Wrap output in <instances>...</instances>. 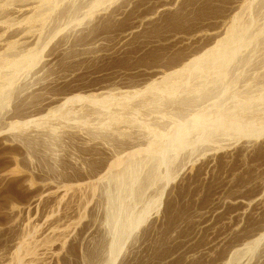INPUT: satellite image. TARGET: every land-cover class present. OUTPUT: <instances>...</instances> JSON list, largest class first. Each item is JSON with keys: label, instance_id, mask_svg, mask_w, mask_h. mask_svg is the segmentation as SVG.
<instances>
[{"label": "rangeland", "instance_id": "374dc122", "mask_svg": "<svg viewBox=\"0 0 264 264\" xmlns=\"http://www.w3.org/2000/svg\"><path fill=\"white\" fill-rule=\"evenodd\" d=\"M12 1L0 0V53L9 55L0 56H40L0 69V264H264V134L235 137V128L192 122L237 109L238 98H251L244 117L262 119L264 0ZM43 11L32 27L23 21ZM234 18L247 27L245 42L223 75L202 69L178 81L171 102L160 93L148 106L119 104L210 49ZM108 98L107 112L99 102ZM109 113L126 121L112 130ZM177 135L186 139L179 147ZM155 137L163 156L143 152L121 163L118 180L103 176Z\"/></svg>", "mask_w": 264, "mask_h": 264}, {"label": "bare ground", "instance_id": "6f19581e", "mask_svg": "<svg viewBox=\"0 0 264 264\" xmlns=\"http://www.w3.org/2000/svg\"><path fill=\"white\" fill-rule=\"evenodd\" d=\"M11 1V0H10ZM18 1V0H17ZM20 1V0H19ZM27 2L28 1H31V3H32V0H26ZM25 1V2H26ZM37 1V3H39V4H47V3H49V5H50V2H53L52 0H36ZM54 1H56V0H54ZM101 1V0H100ZM104 1H106V0H104ZM110 1V0H109ZM254 1V0H253ZM12 2H14V0L12 1ZM22 2V1H21ZM57 2V1H56ZM95 4H102V3H100L99 1H96L95 0ZM8 3V2H7ZM30 3V2H29ZM33 3H34V1H33ZM36 3V2H35ZM54 3V2H53ZM52 3V4H53ZM94 3V2H93ZM52 4L50 5L51 7H52ZM38 5V4H37ZM41 5H39V6H41ZM42 5V6H43ZM48 5V6H49ZM55 5V4H54ZM6 6V5H5ZM93 6V5H92ZM246 6L247 7H249L248 6V4H246ZM37 7V6H36ZM91 7V6H90ZM246 7V8H247ZM38 8V7H37ZM47 8V7H46ZM45 7L43 8L44 10L46 9ZM55 8V7H54ZM93 8V7H92ZM91 8V9H92ZM96 8V7H95ZM94 8V9H95ZM4 9V8H3ZM3 9H2V11H3ZM35 9V8H34ZM40 9L42 10V7H40ZM1 10V9H0ZM40 10V11H41ZM47 10H48V8H47ZM47 10H45V11H47ZM51 10V9H50ZM50 10H48V11H50ZM52 10H53V8H52ZM51 10V11H52ZM89 10V9H88ZM170 9L169 8H163V11H169ZM45 11H43L42 13H41V15H38V13H37V16H36V13H35V16H34V13H32V15L30 16V15H28L26 18H24L23 19V21L26 23V24H28V25H30L31 27H32V24L35 22V21H38V20H40L41 18H43L44 16H42L43 15V13L45 12ZM47 11V12H48ZM91 11V10H90ZM1 12V11H0ZM92 13V12H91ZM91 13L89 14V11H88V13H87V15L89 14V15H91ZM47 15H49V14H47ZM50 16V15H49ZM48 16V17H49ZM46 17V16H45ZM47 17V18H48ZM174 18H176V16H174ZM44 20H47V19H44ZM240 20H242V19H240ZM244 21V20H243ZM38 22H41V21H38ZM44 22V21H43ZM245 23V22H244ZM38 24V23H37ZM43 24V23H42ZM44 25V24H43ZM250 25V24H249ZM27 27H29V26H27ZM244 26H243V24L241 23V21H239L238 20V18H234V21H233V24L231 25V27H230V29L228 30L229 32L228 33H225V36L224 37H222V38H220L218 41H215L214 42V46H212L210 49H208L207 51H205L203 54H201L200 56H198V57H196V58H192L191 60H189L186 64H184L183 66H181V68H178V69H176V70H173V71H171V72H169L167 75H165L164 77H162L161 79H159L160 81L159 82H152V83H150V84H148L145 88H144V90L143 91H140V90H138V91H134V92H132V93H130V94H127V95H125V96H120L121 97V99H118L120 102H119V104L125 109V108H127L128 107V105H129V101H130V103H132L131 101V99H133V98H138L139 100L137 101V100H135V99H133V101L135 102V101H137V102H139V103H137L138 105L137 106H139L140 105V103H144L143 105H147V103L149 104L151 101L150 100H152L153 98L151 97V96H156V97H158L157 96V94H160V93H162V97L164 98L163 100H164V102H171V89L169 90V88H172L173 90V92H174V90L176 89H174L173 87L175 86V85H177L178 84V81L181 83L183 80L184 81H186V79H188L189 77L190 78H192L195 74H199V72L198 71H202V69H204V71H206V72H210L211 73V75H212V73H217L218 75L219 74H222V72H221V70H222V68L224 67V65H226V63H228L229 64V59L232 57V56H234L235 57V54L234 53H237L236 52V49H237V47H238V45H239V47L242 45V43H244L245 42V40H244V37H243V35H242V33L243 32H245L244 30H247L246 28V26L243 28ZM250 29V28H249ZM256 29V28H255ZM28 30H29V28H28ZM31 30V29H30ZM257 31V30H256ZM28 32V31H27ZM31 32V31H30ZM29 33V32H28ZM133 32H129L128 33V35H131ZM246 33V32H245ZM250 33V32H249ZM263 34V33H262ZM246 38V37H245ZM233 41L235 42H237V44L234 46L233 45ZM241 42V43H240ZM247 42V41H246ZM16 44H17V42H16ZM15 44V41L14 42H10L9 44H8V46H7V49L9 50V51H11L10 49L11 48H13V46L14 45H16ZM244 45H246V43L244 44ZM244 45H243V47H244ZM238 47V49H240ZM6 49V50H7ZM237 49V50H238ZM13 50H14V48H13ZM15 51V50H14ZM34 51V50H33ZM12 52V51H11ZM11 52H10V54H11ZM30 53H31V51H30ZM33 53V52H32ZM32 53L29 55V54H25V56L24 57H21L20 58V60H13L14 59V57H13V61H9L8 59H9V57L8 58H5V59H3L4 58V56L5 57H7V56H9V55H3V54H1V55H3V58H2V56H0V69H1V67L2 66H4V67H10V68H17V67H23L24 65L26 66L27 64H29V63H32L36 58L35 57H37V53H39V52H37L36 54H34V55H32ZM6 54V53H5ZM38 56H40V55H38ZM19 58V57H18ZM6 59L8 60V61H6ZM38 59V58H37ZM232 59V58H231ZM39 60V59H38ZM34 63V62H33ZM34 65V64H33ZM32 65V66H33ZM25 66H24V68H25ZM20 67V68H21ZM28 68H29V66H27ZM3 68V67H2ZM19 68V69H20ZM23 68V69H24ZM2 70V69H1ZM9 70H11V69H9ZM8 70V71H9ZM18 70V69H17ZM14 71H16V70H14ZM201 73V72H200ZM8 74V73H7ZM6 74V75H7ZM10 74V73H9ZM12 74V73H11ZM10 74V75H11ZM203 74V73H202ZM4 75V74H3ZM2 74H1V76H3ZM208 75V74H207ZM217 75V76H218ZM223 75V74H222ZM11 77V76H10ZM8 79H9V77H7ZM1 79V78H0ZM11 79H12V77L10 78V81H11ZM3 80H5L4 78H3ZM13 80V79H12ZM6 81V80H5ZM9 81V80H8ZM12 82V81H11ZM14 82V81H13ZM13 82H12V84H13ZM2 83H4V82H2ZM7 83V82H6ZM10 82H8V84H9ZM15 83V82H14ZM177 83V84H176ZM186 83V82H185ZM184 83V84H185ZM5 84V83H4ZM11 84V83H10ZM11 84V85H12ZM1 85H3V84H1ZM0 85V86H1ZM7 84H5V86H6ZM187 85V84H186ZM192 85V84H191ZM178 86V85H177ZM177 86H175V87H177ZM193 86V85H192ZM3 87V86H2ZM7 87H8V85H7ZM6 87V88H7ZM179 87V86H178ZM5 88V87H4ZM4 88H2L3 89V91H4ZM6 88H5V93L7 92L6 91ZM9 88H11V87H9ZM189 88V87H188ZM196 88V87H195ZM199 89V88H198ZM198 89L196 88V91H198ZM186 90V89H185ZM1 91V90H0ZM176 91V90H175ZM177 91H178V88H177ZM180 91V90H179ZM182 91V90H181ZM2 92V91H1ZM4 93V92H3ZM3 93H0V94H2V95H0L2 98L4 97V95H3ZM178 93V92H177ZM264 94V93H263ZM7 95V94H6ZM161 95V94H160ZM181 95V94H180ZM202 95V94H201ZM170 96V97H169ZM240 96V95H239ZM7 97V96H6ZM109 98H111L110 96H108ZM152 99H151V98ZM156 97H154V99L156 98ZM178 97V96H177ZM1 98V99H2ZM105 98V97H104ZM109 98L107 99V101H109ZM94 99V98H93ZM92 99V100H93ZM261 99H264V95H263V97L261 98ZM3 100H4V98H3ZM2 100V101H3ZM6 100V99H5ZM82 101H83V99H81ZM90 100H91V97H86V98H84V101H86V102H90ZM110 100H112V98L110 99ZM156 100V99H155ZM1 101V102H2ZM75 101H79V99L78 98H70V99H68L67 101H66V103H72V102H75ZM94 101V100H93ZM101 101V100H100ZM107 101H105V100H102L101 102H99L100 104H102V105H104V106H106V107H108V106H111L112 104H110V101L109 102H107ZM117 101V100H116ZM154 101V100H153ZM251 101V98L250 99H242V98H238V100H237V102H234V103H237L236 105H237V109H239L238 111H239V113H238V111H237V109L236 108H234V107H232L231 108V110L233 109V110H235L236 111V113L235 112H230L231 110H229V112H227V114H225L224 112H223V110H219V112L217 111L216 112V114L215 115H217V116H212V117H209V116H211V115H208V114H206V113H202V114H200V115H195V117L193 118V124H195L196 126H199V125H201V126H204V125H207V126H214V125H216L217 127H220V129L221 128H224L223 126H225V128L226 127H228L227 129H229V128H233V130H234V128H235V131H234V136L235 137H242V136H244V137H248V136H257V135H263L264 134V115L262 116V119H258V117H256V116H253L254 118H252L251 117V119H247L246 117H244L245 115L244 114H242V113H240V110L241 111H243L244 112V108H245V106H246V108L247 107H249L248 105H246V104H248L249 102ZM0 102V103H1ZM96 102V101H95ZM118 102V101H117ZM183 102H184V100H183ZM6 103V102H5ZM91 103H92V101H91ZM97 103V102H96ZM96 103H94L93 102V104H96ZM98 103V104H99ZM114 103H115V101H114ZM233 103V104H234ZM100 104H99V106H100ZM110 104V105H109ZM116 104H118V103H116ZM115 104V105H116ZM118 104V105H119ZM151 104V103H150ZM162 104V103H161ZM3 105H4V102H3ZM97 105V104H96ZM96 105H94V106H96ZM131 105V104H130ZM145 105V106H146ZM0 106H1V104H0ZM103 106V107H104ZM112 106H114V105H112ZM148 106V105H147ZM151 106V105H150ZM174 106V105H173ZM97 107H98V105H97ZM102 107V108H103ZM186 107V106H185ZM61 108H62V106H61ZM63 108H68V107H63ZM62 108V109H63ZM94 108V107H93ZM130 108V107H129ZM150 108V107H149ZM69 109V108H68ZM101 109V108H100ZM110 108L108 107V109H106L107 110V112H108V110H109ZM56 110H60L61 111V109L59 108H56ZM67 110V109H66ZM106 110H104V111H106ZM118 110V109H117ZM182 110H184V109H182ZM65 111V110H64ZM69 111V110H68ZM223 113H222V112ZM263 111V110H262ZM56 112L57 111H53V115H56ZM59 112V111H58ZM122 112H123V110H122ZM125 112V111H124ZM253 112V111H252ZM252 112H251V114H252ZM67 113L69 114L70 112H63V110H62V112L60 113L59 112V116L61 117L62 116V119H63V117L65 118V115L66 116H70V115H67ZM111 113V112H110ZM109 113V114H110ZM245 113V112H244ZM58 114V113H57ZM108 114V115H109ZM114 114V113H113ZM112 114V115H113ZM255 114V113H254ZM107 115V114H106ZM111 114L109 115V117H105L107 120H108V122L107 121H105V125H108V126H110V128L112 127V125L114 126L115 125V123L117 122V121H120V122H125L126 121V119L125 118H122L121 116L118 118V117H116V118H114V116H112ZM244 115V116H243ZM250 115V114H249ZM253 115V114H252ZM58 115H56V117H57ZM119 116V115H118ZM197 116V117H196ZM251 116V115H250ZM256 117V118H255ZM59 118V117H58ZM69 118V117H68ZM123 119V121H122V119ZM248 118H249V116H248ZM261 118V117H260ZM125 119V120H124ZM213 119H214V121H213ZM247 119V120H246ZM65 120H66V118H65ZM105 120V119H104ZM130 121V120H129ZM213 121V122H212ZM119 122V123H120ZM27 123L28 122H25V123H22V122H20V123H12L13 125H14V128L15 129H17V127H23L24 125H27ZM84 123V122H83ZM209 124V125H208ZM80 125H82L81 123H80ZM104 124H103V126H105ZM77 126V125H76ZM79 126V125H78ZM83 126V125H82ZM81 126V127H82ZM13 127V126H12ZM116 127V126H115ZM18 128V129H19ZM24 128V127H23ZM104 129H105V127H103ZM109 128V127H108ZM198 128V127H197ZM200 128V127H199ZM206 128V127H205ZM213 128V127H212ZM102 129V128H101ZM112 129V128H111ZM111 129H108V131L109 130H111ZM182 130H184V128L182 127L181 128ZM190 129V128H189ZM219 129V128H218ZM113 130V129H112ZM186 130V129H185ZM224 130V129H223ZM19 131H21V130H19ZM101 131H103V130H101ZM105 131H106V129H105ZM180 132H183L184 133V131H180ZM179 132V133H180ZM190 132V131H189ZM105 133V132H104ZM107 133V132H106ZM105 133V135H107ZM178 133V134H179ZM182 133V134H183ZM186 133V132H185ZM155 134V133H154ZM100 135V134H99ZM105 135H104V137H105ZM108 135H110L109 133H108ZM122 135V134H121ZM120 135V136H121ZM127 134H125L124 135V137L126 136ZM180 135V134H179ZM18 136V135H17ZM129 136V135H128ZM156 136V135H155ZM206 136V135H205ZM232 136H233V134H232ZM123 136H122V140H124V139H126V138H124ZM157 137V136H156ZM156 137L154 138V139H156ZM161 137V136H160ZM166 137V136H165ZM176 137H177V139H178V135L177 136H175L174 138L176 139ZM105 138H111L110 136H108V137H105ZM158 139H159V136L157 137ZM173 138V136H172V139H174ZM181 138V140H178V142H177V139L176 140H174L173 141V144L175 145V144H177L178 146H175V147H179V145H182V144H184V143H182L181 141H183V142H186V139H183V137L181 136V137H179V139ZM203 138V137H202ZM205 138V137H204ZM203 138V139H204ZM209 138V136H207V139ZM121 139V138H120ZM158 139H156V140H154L153 142H151L150 141V144L148 145V149H146V151L144 150H139L138 148V151H134V152H132V153H129L128 155H126V157H123V158H121V159H117V160H114L113 162H111L110 163V165H109V167H108V172L106 173L105 172V175H103V176H106V174L108 175V174H111L113 177H114V175L115 176H117L116 178H115V180H118L119 179V174L120 175H123V174H125L122 170H124L123 168H119V166L121 165V163H123L124 164V160H127L128 159V162H130L131 164L130 165H133V163H135V162H139V160L141 161V158L142 157H144V156H142L141 154L143 153V152H147L146 154H152V155H154L155 153L158 155L157 157L159 158V154L161 155L162 153H163V151H164V148H163V144H162V142H160ZM169 139V145H170V137L168 138ZM167 139V140H168ZM194 139V138H193ZM212 139V138H211ZM114 140H117V139H115L114 138ZM122 140H119L118 139V142H121L122 143ZM158 140V141H157ZM26 142L28 141V144H29V140H25ZM24 141V142H25ZM126 141V140H125ZM176 141V142H175ZM179 141H180V143L181 144H179ZM199 141V140H198ZM200 141H202V140H200ZM213 141V140H212ZM212 141H208V143H210V142H212ZM25 142V143H26ZM31 142V141H30ZM117 142V143H118ZM175 142V143H174ZM203 142V141H202ZM205 142V141H204ZM217 142V141H216ZM134 143V142H133ZM165 143V142H164ZM190 143V142H189ZM192 143V142H191ZM201 143V142H200ZM27 144V143H26ZM27 144V145H28ZM31 144H33V143H31ZM31 144H29V145H31ZM123 144H124V142H123ZM187 144V143H186ZM194 144V143H193ZM196 144V143H195ZM168 145V144H167ZM187 145H189V144H187ZM191 145V144H190ZM33 146V145H32ZM184 146V145H183ZM28 147H30V146H28ZM165 148H166V146H164ZM179 149V148H178ZM181 149V148H180ZM128 153V152H127ZM154 153V154H153ZM165 153V152H164ZM145 154V153H144ZM100 155V154H99ZM152 155L150 156V157H152ZM162 156H163V154H162ZM165 156V155H164ZM163 158V157H162ZM165 159H166V157H164ZM129 159H131V161H129ZM150 159V158H149ZM142 160H143V158H142ZM146 160V159H145ZM151 160V159H150ZM155 160V159H154ZM153 160V161H154ZM159 160V159H158ZM126 165V164H125ZM129 165V164H128ZM127 165V166H128ZM130 168H131V166H129ZM128 167V168H129ZM133 167V166H132ZM126 168V167H125ZM138 168V167H137ZM132 169V168H131ZM131 169H130V171H131ZM136 170V169H135ZM124 171H126V169L124 170ZM130 171H128V172H130ZM167 171V170H166ZM123 172V173H122ZM127 172V171H126ZM138 172V171H137ZM137 172H135V173H137ZM128 174V173H127ZM110 175V176H111ZM126 175V174H125ZM124 176V175H123ZM103 178H105V177H103ZM107 178H109V177H107ZM111 178V177H110ZM118 178V179H117ZM128 178V177H127ZM126 178V179H127ZM164 178V177H163ZM121 179H122V177H121ZM124 179H125V177H124ZM123 179V180H124ZM132 179V178H131ZM108 180V179H107ZM124 181H126V180H124ZM123 181V182H124ZM132 181H133V179H132ZM136 181V180H135ZM121 182V181H120ZM119 182V183H120ZM127 182V181H126ZM144 182V181H143ZM123 184V183H122ZM76 187V186H75ZM124 199V198H123ZM125 202V201H124ZM125 204V203H124ZM173 204V203H172ZM171 206V205H170ZM170 206H166L167 207V209H166V214H167V216H169L170 215V221L171 220H174V218H175V211H172V210H174L173 208L171 209V207ZM174 212V213H173ZM137 216V215H136ZM116 219H117V217H116ZM128 220V219H127ZM130 220H132V218L130 219ZM129 220V221H130ZM139 220V218H136V220L135 221H132V222H129V226H131V227H133L135 224V222L136 221H138ZM137 224H138V222H137ZM126 225H127V223H126ZM128 226V227H129ZM126 227V226H125ZM124 228V227H123ZM134 228H135V226H134ZM131 229V228H130ZM257 242V240H254V241H251L250 243H252L251 244V246H253L254 247V244ZM250 243H249V245H250ZM256 245V244H255ZM251 246H249V247H251ZM247 247H248V245H247ZM111 248V247H110ZM252 248V247H251ZM248 250V249H247ZM27 253H30L31 251H32V249H30V248H27L26 250H25ZM19 253V252H18ZM34 254V253H33ZM36 254V253H35ZM24 256V255H23ZM17 258V261H20L21 259H20V256L19 255H17L16 256ZM111 260V259H110ZM23 262V261H22ZM22 262H20V263H22ZM190 264V263H189Z\"/></svg>", "mask_w": 264, "mask_h": 264}]
</instances>
